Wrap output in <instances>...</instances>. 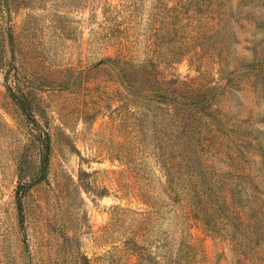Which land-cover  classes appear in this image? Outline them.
I'll list each match as a JSON object with an SVG mask.
<instances>
[{
	"label": "rangeland",
	"instance_id": "rangeland-1",
	"mask_svg": "<svg viewBox=\"0 0 264 264\" xmlns=\"http://www.w3.org/2000/svg\"><path fill=\"white\" fill-rule=\"evenodd\" d=\"M0 264H264V0H0Z\"/></svg>",
	"mask_w": 264,
	"mask_h": 264
},
{
	"label": "trees",
	"instance_id": "trees-1",
	"mask_svg": "<svg viewBox=\"0 0 264 264\" xmlns=\"http://www.w3.org/2000/svg\"><path fill=\"white\" fill-rule=\"evenodd\" d=\"M46 145V144H45ZM44 162V161H43ZM43 165H44V163H43Z\"/></svg>",
	"mask_w": 264,
	"mask_h": 264
},
{
	"label": "water",
	"instance_id": "water-1",
	"mask_svg": "<svg viewBox=\"0 0 264 264\" xmlns=\"http://www.w3.org/2000/svg\"><path fill=\"white\" fill-rule=\"evenodd\" d=\"M26 188V187H25Z\"/></svg>",
	"mask_w": 264,
	"mask_h": 264
}]
</instances>
